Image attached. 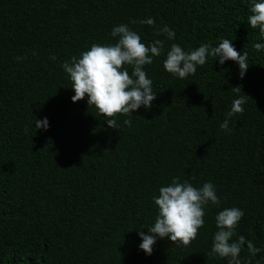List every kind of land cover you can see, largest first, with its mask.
Wrapping results in <instances>:
<instances>
[{
	"label": "trees",
	"instance_id": "obj_1",
	"mask_svg": "<svg viewBox=\"0 0 264 264\" xmlns=\"http://www.w3.org/2000/svg\"><path fill=\"white\" fill-rule=\"evenodd\" d=\"M259 2V0H257ZM252 0H0V264H228L208 257L215 216L237 207L236 228L261 251L242 264H264V36L248 23ZM147 18L154 25L141 24ZM137 21V23H130ZM128 24L146 45L185 51L231 39L248 53L239 65L209 56L194 75L173 76L165 55L144 66L157 93L150 108L107 120L75 95L61 67L94 43L114 44ZM169 27L174 40L156 35ZM17 57L20 59L18 60ZM50 57H55L51 59ZM217 59V60H216ZM128 67V66H126ZM128 70L131 72V68ZM240 96L242 114L220 125ZM47 118L48 128L35 121ZM130 120L131 126L124 120ZM174 177L211 182L220 205L187 247L157 237L147 255L139 231L155 222L153 197Z\"/></svg>",
	"mask_w": 264,
	"mask_h": 264
},
{
	"label": "clouds",
	"instance_id": "obj_2",
	"mask_svg": "<svg viewBox=\"0 0 264 264\" xmlns=\"http://www.w3.org/2000/svg\"><path fill=\"white\" fill-rule=\"evenodd\" d=\"M250 12V27L258 29L264 36V0H252ZM139 23L151 26L155 24V20L147 18ZM161 34L168 40H174L176 36L175 31L167 26L158 29L156 35ZM111 36L117 38L114 44L94 43L90 49L82 51L79 57L73 56L70 61L61 65L64 72L70 76L71 88L75 93L71 98L72 102L87 97L88 106L95 107L98 114L107 120L109 128L119 127L116 116L132 115L141 106L145 109L151 107L157 93L153 91V82L144 71V66L152 64L154 57L165 55L164 69L180 79L194 75L197 66H203L209 56L217 58L221 65L228 60L238 63L241 79L249 67L248 53L238 52L232 40L227 38H223L218 46L202 43L198 48L189 51L173 43L165 54L163 40L157 39L146 45L128 24L114 26ZM254 48L259 51L264 49V44L256 43ZM231 89L239 98L232 101L231 109L220 125L221 130L228 133L231 132L230 119L238 113L242 114L243 106L251 98L246 94L239 95L242 91L240 86ZM124 124L131 126V121L126 119ZM35 128L47 130V118L36 119ZM158 192V196L153 197L157 206L155 222L147 227V234L143 230L138 233L142 239L139 248L147 255L152 254L157 237H167L177 246H189L204 226L205 207L209 202L212 205H220L215 186L211 182L195 187L188 180L181 182L179 177H174L169 185L160 187ZM243 216L244 212L237 207L224 208L218 212L215 216L217 231L214 233L208 257L219 256L227 258L228 264H242L240 253L245 244L250 256H255L261 251L243 235L234 239L237 225Z\"/></svg>",
	"mask_w": 264,
	"mask_h": 264
}]
</instances>
